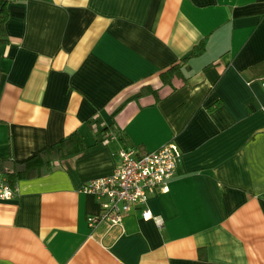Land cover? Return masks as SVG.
<instances>
[{"label": "crops", "instance_id": "crops-1", "mask_svg": "<svg viewBox=\"0 0 264 264\" xmlns=\"http://www.w3.org/2000/svg\"><path fill=\"white\" fill-rule=\"evenodd\" d=\"M7 7L0 157L25 160L75 129L92 145L0 198V264H264V73L253 68L264 0ZM175 61L182 75L165 82ZM169 140L182 152L177 172L147 202L162 222L138 204L120 224L91 226L101 202L81 186L112 173L121 147Z\"/></svg>", "mask_w": 264, "mask_h": 264}, {"label": "built area", "instance_id": "built-area-1", "mask_svg": "<svg viewBox=\"0 0 264 264\" xmlns=\"http://www.w3.org/2000/svg\"><path fill=\"white\" fill-rule=\"evenodd\" d=\"M181 156L182 152L173 140L145 152L133 146L121 147L118 150V163L112 173L91 178L81 186L82 191L95 194L101 202L100 213L88 216L89 224H120L138 204L143 206L144 218L154 217L161 223L162 219L153 215L147 207L148 198L158 188L168 190ZM16 192L17 187L0 171V198H10Z\"/></svg>", "mask_w": 264, "mask_h": 264}, {"label": "trees", "instance_id": "trees-1", "mask_svg": "<svg viewBox=\"0 0 264 264\" xmlns=\"http://www.w3.org/2000/svg\"><path fill=\"white\" fill-rule=\"evenodd\" d=\"M10 0H0V47L9 42L7 35L5 22L9 16L8 12V2ZM204 46L202 43L195 45L182 59L181 61H186L189 58L199 54L203 50ZM181 62L175 61L164 70L161 71L162 78L165 82H171V79L175 75L181 76L180 71ZM254 69H259L260 73H264V59L253 66ZM264 75V74H262ZM146 88L143 87V90ZM93 123L89 120L88 124ZM110 125H105L98 128V133L107 131ZM100 137H97L95 143L101 141ZM92 144H88L85 141L84 134L80 129H75L65 137H63L59 142L48 145L43 149L39 150L29 158L19 161L15 160L11 156L0 157V171L4 172L9 182L15 186L19 179L21 178H33L37 176H42L53 170L54 161L75 155Z\"/></svg>", "mask_w": 264, "mask_h": 264}]
</instances>
